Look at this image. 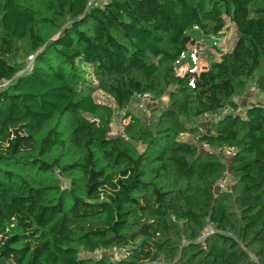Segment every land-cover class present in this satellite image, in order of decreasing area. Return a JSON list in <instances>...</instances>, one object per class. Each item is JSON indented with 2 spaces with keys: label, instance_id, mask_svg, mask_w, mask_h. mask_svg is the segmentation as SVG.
Returning a JSON list of instances; mask_svg holds the SVG:
<instances>
[{
  "label": "trees",
  "instance_id": "16d2710c",
  "mask_svg": "<svg viewBox=\"0 0 264 264\" xmlns=\"http://www.w3.org/2000/svg\"><path fill=\"white\" fill-rule=\"evenodd\" d=\"M227 24L233 48L177 75L188 32L222 39ZM2 82L0 264H264V105L232 113L249 82L264 100V0H0ZM96 92L117 112L168 102L154 121L126 112L111 137ZM227 108L200 134L185 125ZM186 133L233 151L232 188L215 191L225 159ZM114 247L125 256H79Z\"/></svg>",
  "mask_w": 264,
  "mask_h": 264
},
{
  "label": "rangeland",
  "instance_id": "374dc122",
  "mask_svg": "<svg viewBox=\"0 0 264 264\" xmlns=\"http://www.w3.org/2000/svg\"><path fill=\"white\" fill-rule=\"evenodd\" d=\"M97 3H101L102 0H94ZM227 31L223 35V38L220 39V45L218 46L219 50L222 52H227L230 51L235 43L236 40V35L234 32V28L232 25L227 24ZM58 30H48L47 33H44V36H47L48 38L53 37L54 34H56ZM188 35L191 37L193 40H198L199 39V34L197 31L191 30L188 32ZM219 56L215 53V51H209L206 56L204 54L201 56L199 67H207L208 64L211 61H218ZM21 65L23 67L22 70H27L31 65L32 61H30L28 58L26 61L21 60ZM254 85L253 83L249 82L247 85V89L245 90L244 93H242L240 96L233 98V102L237 105V109L232 112L233 114H243L244 110L251 106V105H264V100L262 95L258 92V90H253ZM94 99L102 104L106 105L113 110V116H112V122L110 126V136L115 137V136H120L121 132L123 131V126L128 124L129 119L124 120L123 115L128 112V114L132 117L144 119V120H155V118L158 117V115L161 113V111L167 106L168 102V97L163 96L159 100H151L146 104V107L144 109H139L136 105L135 101H132L130 105L127 107L126 111L123 113H117L116 109H114V106L111 103L110 98H108L106 95L96 92L94 94ZM230 110L227 108L225 109L221 115L215 116V117H201L197 121L191 122V123H185L186 127L188 129H196L199 134L204 130V128L209 127L212 123H216L218 119H220L222 116L225 114L229 113ZM179 140L184 143H189L192 144L193 146L196 147V150L199 154H207V153H215V154H221L219 155L220 158L223 157L225 159V167L226 170L223 174V180H225V185L223 188L219 189L215 187L216 192H224L226 190H229V188H232L233 186V178L231 174L228 171L229 167V161H230V156L231 154H228V150L226 149L223 150V152H220L216 149H213L209 147L205 143H199L197 137L186 133L183 134L179 137ZM133 148L136 150V152L142 151L143 147L139 144H132ZM181 151H184L181 149ZM224 161V160H223ZM49 179H53V182L61 187V189H66L69 188V181L67 178L64 176H61L60 174L55 175V176H49ZM56 180V181H55ZM205 236L208 234V232L204 233ZM79 256L82 259H96L101 256H106L110 258L112 261L114 260H119L122 256V250L121 248H112L110 250L106 251H96L93 253L84 251V250H79Z\"/></svg>",
  "mask_w": 264,
  "mask_h": 264
},
{
  "label": "built area",
  "instance_id": "2783aa9c",
  "mask_svg": "<svg viewBox=\"0 0 264 264\" xmlns=\"http://www.w3.org/2000/svg\"><path fill=\"white\" fill-rule=\"evenodd\" d=\"M105 1V0H104ZM88 7L92 6V1L88 2ZM194 31H198L196 28H194ZM220 38L216 36H211L209 38H204L202 35L198 40H196L194 43L189 45L187 47V50L182 52L174 61L175 69L177 75H183L184 73L188 72L191 74H197L199 73L204 67H199L201 56L206 54L209 51H213L215 47H218L220 45ZM28 59L32 61L33 56H29ZM193 80L189 81V85L193 87ZM5 83H1L0 87H3ZM253 90H257V88L254 86ZM136 105L139 109H144L146 107V104L150 102L151 96L149 94H143V95H136L135 97ZM117 113H123V111L117 112ZM123 128V127H122ZM121 134V133H120ZM229 151L228 154H233V151L231 149H226V151ZM225 185V180H220L216 182L215 187L216 188H223ZM213 233L212 230H209L208 234ZM205 234L202 235V238H204ZM201 238V239H202ZM122 250V256H125V249Z\"/></svg>",
  "mask_w": 264,
  "mask_h": 264
},
{
  "label": "crops",
  "instance_id": "0c3cea01",
  "mask_svg": "<svg viewBox=\"0 0 264 264\" xmlns=\"http://www.w3.org/2000/svg\"><path fill=\"white\" fill-rule=\"evenodd\" d=\"M197 33H198V32H197ZM198 34H199V38H200L201 35H200V33H198Z\"/></svg>",
  "mask_w": 264,
  "mask_h": 264
}]
</instances>
